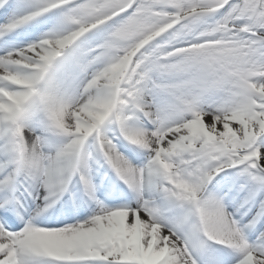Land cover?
Masks as SVG:
<instances>
[{
	"label": "snow or ice",
	"instance_id": "obj_1",
	"mask_svg": "<svg viewBox=\"0 0 264 264\" xmlns=\"http://www.w3.org/2000/svg\"><path fill=\"white\" fill-rule=\"evenodd\" d=\"M0 264H264V0H0Z\"/></svg>",
	"mask_w": 264,
	"mask_h": 264
}]
</instances>
